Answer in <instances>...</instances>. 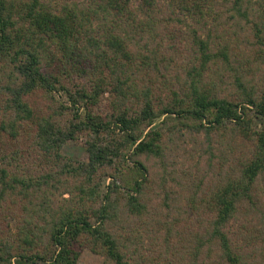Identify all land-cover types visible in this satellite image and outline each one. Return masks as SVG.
I'll list each match as a JSON object with an SVG mask.
<instances>
[{"label":"trees","instance_id":"obj_1","mask_svg":"<svg viewBox=\"0 0 264 264\" xmlns=\"http://www.w3.org/2000/svg\"><path fill=\"white\" fill-rule=\"evenodd\" d=\"M258 2L259 9L253 0H0V91L5 95L0 132L18 140L24 124L33 123L35 144L44 160L56 166L35 176L13 171L11 163L0 164V210L2 202L16 201L23 203L25 214L14 235L0 227V264H80L82 244L115 264H130L111 229L120 200L112 194L122 193L128 213L143 211L138 195L146 167L138 156H161L162 134L189 119L198 123L197 130L231 123L232 134L247 136L253 107L263 130L252 131L250 156L213 193V214L202 239L218 243L227 263L246 264L225 228L243 202L255 204V182L264 175V98L247 91L240 76L234 83L242 98L220 97L205 88L202 77L213 59L229 63V43L215 41L220 19L232 32L234 25L254 22L247 19L251 15L264 22V0ZM166 24L189 31L198 66L186 71L183 87L170 89L154 105L158 29ZM254 27V36L262 39L261 28L255 22ZM38 90L67 94L70 106L58 101L57 111L66 108L71 117L59 120L35 109L28 98ZM104 92L115 95L111 111L94 113ZM82 132L87 161L62 163L61 147ZM120 161L133 164H126V170L115 165ZM113 165L116 172L103 194L97 185L100 170ZM56 192L68 197L53 207Z\"/></svg>","mask_w":264,"mask_h":264},{"label":"rangeland","instance_id":"obj_2","mask_svg":"<svg viewBox=\"0 0 264 264\" xmlns=\"http://www.w3.org/2000/svg\"><path fill=\"white\" fill-rule=\"evenodd\" d=\"M253 1L255 8L259 9L258 0ZM224 19H220L215 32L219 39L215 41L225 39L229 43V63L216 58L208 64L202 77L205 88L218 93L220 97L239 101L242 94L234 81L235 76H240L247 91L253 92L257 98H264V22H261L258 14L247 18L261 28L263 38L259 40L254 36V22L243 23L241 27L234 25L235 32H232ZM161 28L157 36L160 43V72L151 77L154 105L159 103L158 98H165L170 89L183 87L188 81L186 71L193 65L198 66V53L189 31L174 24L162 25ZM4 98L0 91V118ZM28 100L35 109L54 114L59 120L71 117V112L66 108L57 111L58 101L64 107L70 106L63 91L48 95L38 90ZM113 100L114 93L104 92L101 104L95 106L93 112L109 114ZM248 119L250 129L247 136L236 132L232 134L229 131L231 123L217 130L202 127L197 130L198 123L189 119L187 125H178L171 134H162L164 148L161 156H138L146 167L138 195L144 205L143 211L128 213L123 205L122 193L112 194L113 199L118 196L120 200L117 218L110 223L111 229L130 264H229L221 255L218 243L205 244L202 239L207 235L209 218L213 214V193L228 174H237L240 163L250 156L255 137L252 131L263 130L261 116L253 107H250ZM202 123L207 125L206 122ZM24 129L18 140L0 132V164L11 163L13 171L35 176L51 172L56 166L44 160L43 151L35 144V125L26 123ZM86 139V133L82 132L74 140H68L60 149L62 163L76 165L86 162ZM2 154L4 159H1ZM10 157L15 159L7 162ZM119 164L127 170L125 165L131 167L133 163L120 161L115 165ZM115 165L100 170L97 185H100L103 194L112 181L110 175L116 172ZM253 194L255 204L243 202L226 225L225 233L236 253L244 256L246 264H264V175L257 178ZM62 197L68 196L63 194ZM63 198L58 192L54 193L52 206L56 207ZM22 205V202L16 201L2 202L0 227L5 231L10 230L13 235L18 221L25 215ZM203 243L205 245L197 246ZM82 245L79 246L80 264H115L105 259L101 252Z\"/></svg>","mask_w":264,"mask_h":264}]
</instances>
